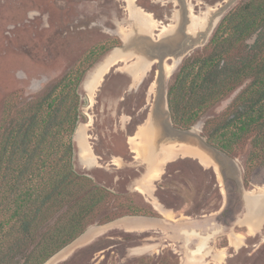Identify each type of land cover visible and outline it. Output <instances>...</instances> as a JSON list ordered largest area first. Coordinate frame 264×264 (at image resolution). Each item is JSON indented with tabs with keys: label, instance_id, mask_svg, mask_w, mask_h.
I'll list each match as a JSON object with an SVG mask.
<instances>
[{
	"label": "rangeland",
	"instance_id": "rangeland-1",
	"mask_svg": "<svg viewBox=\"0 0 264 264\" xmlns=\"http://www.w3.org/2000/svg\"><path fill=\"white\" fill-rule=\"evenodd\" d=\"M225 1L135 0L133 7L152 13L156 23L148 53L158 57L157 50L168 48L173 57L181 54L182 44H188L189 14L209 22L207 12L214 15ZM242 1L238 0L230 9ZM127 3L128 0H0V120L9 94L19 92L24 100L34 98L65 73L89 68L90 62L100 55L84 76V80L90 78L113 49L125 44L124 35L136 27L131 16L133 7ZM163 24L176 25L178 29L174 30L181 41H167L164 34L169 35L171 26L160 38L159 28ZM215 27L207 38L203 36L206 39L202 43L188 50L169 76L165 73L166 98L182 61L209 43ZM195 33L203 34L199 28ZM93 51L94 58L88 60ZM173 57L167 59L171 64ZM136 58V54L132 55L109 69L93 103L83 84L80 87L84 116L75 137L74 166L79 173L91 176L117 194L104 215L112 217L118 211L120 216L110 222L103 219L91 224L50 264H264V221L262 228L250 233L252 197L246 193L247 199L243 198L246 189L264 186V165L249 162L250 139L238 146L234 156L226 154L240 174L241 187L230 168L225 175L221 169V180L214 167L182 154L160 163L159 175L147 178L149 182L145 180L148 192L137 188L146 179V173L156 169L158 156L151 142L142 148L139 144L138 152L132 151L129 138L137 134L150 112L156 114L155 108H159V93L149 95V88L159 76V65L155 62L142 82L134 86L132 74L120 68L130 66ZM245 85L204 110L196 124L188 130L181 129L187 133L178 136L207 141L205 123L220 120ZM157 86L159 91L162 84L159 82ZM165 121L164 141L170 143L174 141L171 134L174 131ZM197 125L199 132L194 134L191 131ZM89 155L96 160L91 165L84 159ZM114 156L119 160L117 165L112 163ZM190 230L202 233L198 244L187 242L183 234ZM231 239L239 245H232Z\"/></svg>",
	"mask_w": 264,
	"mask_h": 264
},
{
	"label": "trees",
	"instance_id": "trees-1",
	"mask_svg": "<svg viewBox=\"0 0 264 264\" xmlns=\"http://www.w3.org/2000/svg\"><path fill=\"white\" fill-rule=\"evenodd\" d=\"M89 68L65 73L29 100L19 92L6 98L0 120V264H44L91 224L120 216L104 215L117 194L74 166L84 116L80 87ZM243 84L222 118L205 123L204 135L229 156L250 139L249 162L264 165V0L230 9L209 43L182 61L167 94L173 125L192 128L204 110Z\"/></svg>",
	"mask_w": 264,
	"mask_h": 264
},
{
	"label": "bare ground",
	"instance_id": "bare-ground-1",
	"mask_svg": "<svg viewBox=\"0 0 264 264\" xmlns=\"http://www.w3.org/2000/svg\"><path fill=\"white\" fill-rule=\"evenodd\" d=\"M134 1L135 0H128V3H129V5H131V7H133ZM228 1L229 0H226L225 2H228ZM223 8H224V4L223 5L221 4L220 7L214 13V15H212L213 13L211 14L212 16L209 14L210 12L208 11L207 17H210L209 22L200 20L193 13H191V15L189 14V20L191 22V25L188 28V33H187L189 35L188 44L184 46L183 50H180V52H182L181 54H179L176 57H173V59H172L173 63L172 64L169 63L167 60H165V62L163 64V68H164V71H165L167 76H169L174 71L176 66L181 62L183 56L188 52V50L192 46H194L198 43H202L209 36L212 29L214 28V26L219 21ZM216 15H217V17H215ZM131 16L135 21L136 27H134V29L131 32H128L124 35L125 47L123 49L115 50L113 52L112 57L104 65H102L100 67L99 71L102 72V75L104 77V75L109 71V69L113 65L117 64L116 63L117 61L123 62L127 58H129L130 56L136 54L138 57V60L134 64L127 66V67L122 66L120 68V70H128L132 74L133 85H134V84H138V83L142 82V80L145 78V76L151 70V66H153V64L155 62H158V61L156 59H154V57H151V55L148 53V50H147V48L150 47V42L152 39V29L156 25L155 21H153L154 18L151 17L152 13L146 14V13L142 12V9H138V7H136V8L133 7L132 12H131ZM169 26L172 27L168 31L169 35L167 33L164 34L165 36L166 35L168 36L167 41H169L171 43H178L179 41H181V37H180V34L174 30L177 27H175L176 25H173V24H171V25H164V24L160 25V28H159L160 38L163 37V33L167 32V30L169 29ZM197 28H199L200 31L202 30L203 34L197 36L195 33ZM203 36H206V38H203ZM150 51H151V49H150ZM159 78H160V74H159V76H157V79H156L157 81L155 80V82H153L151 87L149 88V95H152L153 93H156V92L159 93V91H157V87H158L157 84H159V82H160V81H158ZM101 81H102V78H101ZM160 85H161V83H160ZM157 103H158V107L160 110L159 112L161 113V115H163L165 117L166 120H168L169 119V117H168V104H167L166 95L162 94L160 96V94H158ZM164 128L165 127H163L161 117L155 116L154 112L151 111L149 116L147 117L146 122L139 127L137 134L134 136H131L129 138V143L132 145V150H134L135 152L139 151V149H138L139 144H140V147L142 148L145 146L146 142H148V144L150 142L152 144H154L155 150L157 151L156 154H157L158 158H157V161L154 165V167H156V169L152 173H146L147 174L146 179L141 181V183L138 185L137 188L141 192H148L149 191L148 187L146 186L145 180H147V178L150 179V177L153 178L155 175H159L160 170H158V168L159 167L161 168V164H163V162L174 160L175 158H177L178 156H180L182 154H188V155L196 157L197 159L200 160V162L203 165L215 166V168H216L215 170L217 171L219 177L222 180V173H221L222 168H221L219 162L217 161V159L215 158V153L212 150L208 149L207 146H205V144L203 143V141L199 137H193L192 139H185V138H181L180 136H178V134H172L171 133L173 135L172 138H174V141L167 143L164 141V140H166L165 137L167 136ZM191 132L194 134H198L199 126L198 125L195 126ZM139 138L142 139V142H141V140H139ZM160 139L163 140L164 142L163 141L160 142L159 141ZM179 143H182V145H180ZM87 151H90V150H87ZM85 156H83V158ZM93 156L92 157L90 156L89 158L87 157V159H86V157L84 158L86 164L91 165L92 163L96 162V160H95V158H93ZM114 163L116 165L119 164V160H118L117 156L116 157L114 156ZM230 165H231L230 166L231 175L235 176V178L238 180L239 185L241 187L240 174L237 171V169L234 168V165H232L231 162H230ZM153 184L154 183H152L151 185H153ZM247 194L250 195V197H252V203H251L252 206H250V208H251V212L253 213L252 214L253 218H252L251 222H249L250 224H248L250 227V233H251L254 231V229L260 228L262 226L263 221H264V212L262 211L264 208V186H262V185L257 186L255 189H252V192H248ZM257 194L260 196H258ZM156 206H157V204H156ZM168 213H169V211H168ZM231 242H232L231 243L232 245H235L233 240ZM238 245L239 244H237L235 246H238ZM143 248H150V247H143ZM223 254H222V256H223Z\"/></svg>",
	"mask_w": 264,
	"mask_h": 264
},
{
	"label": "water",
	"instance_id": "water-1",
	"mask_svg": "<svg viewBox=\"0 0 264 264\" xmlns=\"http://www.w3.org/2000/svg\"><path fill=\"white\" fill-rule=\"evenodd\" d=\"M225 1V0H224ZM238 0H229L228 2H225L224 4V8L221 12V16L224 14V12L228 9H230ZM189 13V12H188ZM217 17V15L215 16ZM216 26V25H215ZM214 26V27H215ZM189 40V38H188ZM183 47L181 48V50L184 49V46H185V43L182 44ZM125 47V44L120 47V48H115L113 49V51L111 53H109V55L94 69V71L92 72L90 78L86 79L83 81V86L85 88V90L87 91L88 93V96H89V99H90V102L93 103V101L96 97V93L97 91L100 89V81H101V78H102V81L104 79L103 75H102V72L99 71L100 67L102 65H104L113 55V52L117 49H123ZM180 52V51H179ZM178 53V52H177ZM156 54L158 57H154V59H156L158 62V65H159V74H160V83L162 84V87L161 89H159V94L160 96L163 94V87H164V75H165V71H164V68H163V64L165 62V60L173 57L172 54L169 53V49L168 48H162V49H159L156 51ZM137 61V58L134 59L133 61H131L128 65H131L132 63L136 62ZM117 64L119 63L118 61L116 62ZM110 72V71H109ZM108 72V73H109ZM106 75V74H105ZM159 108L155 109V112L156 114H158L157 112H159ZM169 114V119L165 121V123L167 124V126L169 128H171V130H173L174 132H172V134H177L178 132V135L179 134H185L187 133V131H184V130H181V129H178L176 128L173 123L170 121V118H171V115H170V112L168 113ZM79 131V128L77 129V132ZM76 132V133H77ZM76 137V136H75ZM203 141V143L205 144V146H207L210 150H212L214 153H215V158L217 159V161L219 162L222 170H223V175L226 174L227 170H229V165H230V161H229V158L228 156L226 155V153L222 152L221 150L217 149L216 147H214L213 145H211L210 143H208L206 140H204L203 138L201 139ZM236 179V178H235ZM237 180V179H236ZM238 181V180H237ZM248 192H252V190H247L245 191V193L243 192V198L244 200L247 199L246 197V193ZM258 195V194H257ZM260 196V195H258ZM63 251V250H62ZM61 251V252H62ZM60 253V252H59ZM58 253V254H59ZM54 255L52 258H50L47 262H45L44 264H50L53 259L56 258V256L58 255Z\"/></svg>",
	"mask_w": 264,
	"mask_h": 264
},
{
	"label": "flooded vegetation",
	"instance_id": "flooded-vegetation-1",
	"mask_svg": "<svg viewBox=\"0 0 264 264\" xmlns=\"http://www.w3.org/2000/svg\"><path fill=\"white\" fill-rule=\"evenodd\" d=\"M215 233H218V231H214ZM196 233H198V234H196ZM210 234H212V238L214 237V234L213 233H210ZM184 236H185V238H186V240H187V242H195V243H199V241H200V235H202V233H199V231H194V230H190V231H188V232H185L184 231V234H183ZM189 243V244H190ZM208 247H209V244L207 245ZM208 247H206V249L208 248ZM195 248H197V245H196V247Z\"/></svg>",
	"mask_w": 264,
	"mask_h": 264
},
{
	"label": "crops",
	"instance_id": "crops-1",
	"mask_svg": "<svg viewBox=\"0 0 264 264\" xmlns=\"http://www.w3.org/2000/svg\"><path fill=\"white\" fill-rule=\"evenodd\" d=\"M153 112H154V111H153ZM154 115H155V116H160L161 119L164 117L163 115H161L160 112H159V114H157V115L154 113ZM146 120H147V119H146ZM165 120H166V119H165ZM165 120L162 119V122L165 121ZM145 122H146V121H145ZM145 122H143L142 124H144ZM162 124H163V123H162ZM140 126H141V125H140ZM140 126H139V127H140ZM138 129H139V128H138ZM137 131H138V130H137ZM135 135H136V134H135ZM131 136H132V135H131ZM159 141L162 142L163 140L160 139ZM163 142H164V141H163ZM132 151H134V150H132ZM134 152H135V151H134ZM112 163H114V159H113V162H112ZM114 164H115V163H114ZM115 165H116V164H115ZM211 167H214V168H215V166H211ZM215 169H216V168H215ZM220 171H221V170H220ZM144 194H145V193H144ZM160 212H161V211H160Z\"/></svg>",
	"mask_w": 264,
	"mask_h": 264
}]
</instances>
